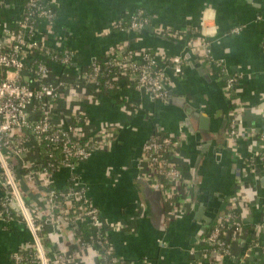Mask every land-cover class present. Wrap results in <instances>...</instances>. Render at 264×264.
I'll use <instances>...</instances> for the list:
<instances>
[{
	"label": "crops",
	"instance_id": "crops-1",
	"mask_svg": "<svg viewBox=\"0 0 264 264\" xmlns=\"http://www.w3.org/2000/svg\"><path fill=\"white\" fill-rule=\"evenodd\" d=\"M26 2L0 0L2 44L12 42ZM47 2L56 9V20L51 26L38 22L37 40L52 51L68 49L74 54L70 65L45 57L51 79L61 80L69 88L57 102L52 120L65 126L81 114L84 139L106 128L111 133L110 144L97 149L88 161L74 170L64 168L53 174V185L61 188L75 177V184L86 189L98 208L115 255L132 264H264V0ZM138 11L152 18L145 31L115 28L117 22ZM160 28L168 35L163 36ZM235 28L241 32L232 33ZM192 38L198 40L199 53L189 47ZM201 41L208 43V49ZM121 48L137 54L150 51L156 57H181L179 75L168 69L169 103L167 98L158 100L138 91L127 78L120 79L112 96L96 99L87 88L76 85L92 64L108 60ZM207 54L206 63L202 57ZM37 58L42 57L30 50L26 60L31 64ZM235 75L239 81L228 91L227 79ZM182 99L192 108L191 116L182 107ZM189 117L191 126L186 127ZM231 125L237 129L233 140L229 137ZM158 131L182 139L181 168L192 181L190 201L180 205L175 217L168 215L165 206L163 230L149 226L146 207L134 186L135 175L144 165L143 148ZM27 159V164H35L40 153H31ZM21 188L29 205L46 208L43 188L30 181L22 182ZM6 194V186L0 182V202ZM233 200L243 229L233 243L232 256L205 257L204 237L219 216L233 210ZM58 223L56 234L54 226L49 227L52 246L48 250L72 253L77 247L74 228ZM202 229L206 231L199 241ZM34 243L25 221L6 222L0 217V264H12L14 253ZM81 257L84 264L100 261L94 248Z\"/></svg>",
	"mask_w": 264,
	"mask_h": 264
},
{
	"label": "built area",
	"instance_id": "built-area-1",
	"mask_svg": "<svg viewBox=\"0 0 264 264\" xmlns=\"http://www.w3.org/2000/svg\"><path fill=\"white\" fill-rule=\"evenodd\" d=\"M56 20V13L47 0H27L24 13L18 22V30L12 34L13 40L8 44L0 42V179L4 181L7 194L1 200L0 217L6 222L14 220L13 212L19 214L34 234L35 257L39 264H79L82 254L92 244L83 241L81 236L72 253L47 250L42 244L40 233L44 227L42 217H48V224L64 222L77 229L80 222H87L99 238L105 237L104 228L98 208L94 205L85 188L69 189L66 192L53 188L52 173L44 169L38 171L36 164L26 163L28 155L39 152L42 141H47L48 154L51 150L60 147L63 155L61 164L52 171L61 169L74 170L81 163L88 161L93 153L110 144V129L106 128L97 135L84 139L81 125L84 117L77 114L70 118L65 126L56 124L52 120L53 112L62 93L68 91V85L61 80L51 79V68L45 57L62 65H70L74 54L64 49L61 57L56 56L40 40H37L39 30L37 24L44 21L51 26ZM152 24V18L144 11H138L128 19L115 24L121 32L145 31ZM163 36L165 29L160 28ZM165 32V33H164ZM241 28H235L232 33L238 34ZM172 36L174 34L171 33ZM180 39L182 35H177ZM198 40L190 39L189 47L199 53ZM201 46L208 49V43L201 41ZM30 50H35L41 59H35L31 64L27 62ZM144 58L147 63H138ZM208 54L202 57L208 62ZM104 65L94 63L90 73H87L76 85L93 87L97 85L99 77L106 74L105 87L114 90L116 81L121 77L127 78L135 88L155 99L168 98L166 85L169 81L168 69L174 73L182 72V59L179 56L156 57L152 54H137L132 49H116L113 56L103 62ZM226 72L221 64L217 65ZM117 69V72L115 71ZM27 75L28 79H24ZM239 81L235 75L227 79L226 89L231 90ZM82 82L85 84L82 85ZM115 82V83H114ZM96 99L98 95L90 92ZM230 139L237 137V129L230 127ZM264 138V136H263ZM182 139L162 135L160 131L152 135L143 148L141 172L139 177L154 190L159 191L164 205L169 210L168 215L176 216L180 205L190 201L191 180L188 179L182 168L183 154L181 152ZM33 148L36 150L32 151ZM40 153V152H39ZM18 160L17 164L14 161ZM21 160V161H19ZM53 165H48L52 169ZM20 168H27L25 175L20 174ZM51 171V172H52ZM75 182V177H73ZM33 182L45 191L47 206L44 209L36 208L27 203L24 197L22 182ZM14 197L16 204L9 202L7 196ZM71 202V209L67 202ZM79 204V205H78ZM233 210L219 216L212 232L205 239L207 250L205 257L224 259L232 256L233 243L242 234L243 221L238 213L237 203L231 202ZM29 206L33 208L30 210ZM75 212L74 215L71 213ZM58 214L56 217L55 214ZM58 218L54 220V218ZM59 224V223H58ZM53 225V224H52ZM107 237V236H106ZM99 242L104 252L99 258L104 264H132L118 258L108 240ZM21 249L13 254L12 264H25L26 258Z\"/></svg>",
	"mask_w": 264,
	"mask_h": 264
},
{
	"label": "trees",
	"instance_id": "trees-1",
	"mask_svg": "<svg viewBox=\"0 0 264 264\" xmlns=\"http://www.w3.org/2000/svg\"><path fill=\"white\" fill-rule=\"evenodd\" d=\"M51 7L53 8L54 12L56 13V9L52 5H51ZM50 51L52 53H54L56 56H58V57L62 56L61 52H56V51H52V50H50ZM145 54H152L153 55V53H151L150 51L146 52ZM138 63L146 64L147 61L144 58H142L140 61H138ZM99 65L103 66L104 63L101 62V63H99ZM90 70H91V67H90L88 73H90ZM115 71L117 72V69ZM105 75L106 74H103L101 77H99L97 85H95L93 87L87 86V89L89 90V92H94L96 95L102 96V97L103 96H112L116 92V88L114 90H112V89H107L105 87V83L107 81V78H106ZM121 78H124V77H121ZM120 79H118L116 81V87H117V84L119 83ZM226 83L224 81L223 83H221V85L224 87ZM84 84L85 83L82 82V85H84ZM84 86L86 87V85H84ZM48 148H50V147H48L47 141H42V143L40 144V148H39L40 159L38 160L35 168L38 171H43L44 169L47 168V170H49L50 173L55 174L56 171L55 170L52 171V170L56 166L61 164V161L63 160V155H62V153L60 151V147H56V148H53L51 150V155H53V156L49 157V154L47 153L48 152ZM34 150H36V148L32 149V151H34ZM48 165H50V166L53 165L52 169H49ZM26 169L25 168H20V174L25 175L27 173ZM53 188L57 189L59 191H62V192H66L69 189H75V190H79L80 189L79 187L75 186V182H74L73 177L70 178V180L68 181L67 185H65V186H63L61 188H57V187H55L53 185ZM67 203H68V205L70 207V210H72L71 209V202L68 201ZM29 208H30V210L33 209L30 206H29ZM0 211H1V202H0ZM13 214H14V219L23 220L22 217L19 214L15 213V212H13ZM54 214H55L56 217L58 216V214H56V213H54ZM74 214H75V212L71 213V215H74ZM56 217L54 218V220L58 219ZM41 222L44 225V227H43V229H42V231L40 233V237L42 238L43 246L48 250L52 246V244H51L52 242H51L50 235H49V227H50V225L48 224V217L47 216L42 217ZM215 225L216 224H214V226ZM74 226H76V225H73L72 227L74 228ZM213 227L208 231V233L205 235L204 239H207V237L210 234V232H212ZM73 230H74V236H73L74 238L73 239H74V242H75V244H74L75 246H77V244H78V241H79L78 237L81 236V238L83 239L84 242L92 244V246H94V250L97 252L98 255L100 253L104 252V248L99 245V242L105 241L106 240L105 239L106 236L103 237V238H99L98 234L94 230H92L91 226L87 222H80L77 225V229H73ZM57 252H60V251L57 250ZM23 253H24V256L26 258L25 264H39L37 258L35 257V247H34L33 244L30 245L29 247L25 248ZM79 264H84L83 260H80ZM99 264H104V263H102V261L100 260Z\"/></svg>",
	"mask_w": 264,
	"mask_h": 264
},
{
	"label": "water",
	"instance_id": "water-1",
	"mask_svg": "<svg viewBox=\"0 0 264 264\" xmlns=\"http://www.w3.org/2000/svg\"><path fill=\"white\" fill-rule=\"evenodd\" d=\"M183 100V99H182ZM171 100L167 98L165 102L169 103ZM182 107L184 108L185 112L187 113V116H191L192 108L190 105L185 103V100H183ZM175 103V102H174ZM181 105V103L179 104ZM197 116H200V114H196ZM184 126L188 127L191 126V120L190 117L187 118V120L184 123ZM190 128V127H189ZM136 184L134 183V186L136 185V191L137 196L140 199V201L145 205L146 211H145V217L147 219V222L149 226L154 227L156 230H163L165 226L166 221V213H165V205L164 200L162 198V195L159 191H156L152 189L146 181H144L142 178L139 177L138 174L135 175ZM1 183H4L2 179H0ZM263 185H264V179H263ZM7 199L9 202H12L16 204V199L14 197L7 196ZM54 226L55 234L58 233V223H51L49 222V225ZM203 230V229H202ZM206 230L204 229L199 233L200 236H198V240L200 241L202 237L204 236V232Z\"/></svg>",
	"mask_w": 264,
	"mask_h": 264
}]
</instances>
